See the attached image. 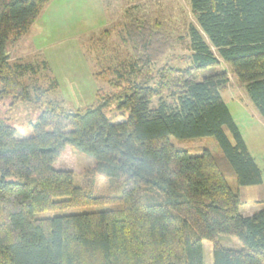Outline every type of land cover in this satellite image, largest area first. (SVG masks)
<instances>
[{"label": "trees", "instance_id": "16d2710c", "mask_svg": "<svg viewBox=\"0 0 264 264\" xmlns=\"http://www.w3.org/2000/svg\"><path fill=\"white\" fill-rule=\"evenodd\" d=\"M47 2L0 0V101L10 96L12 105L42 108L29 136H15L0 117V264H203V240L212 243L213 264H264V200L241 214L240 194L221 164L225 158L238 186L261 183L222 98L229 81L218 68L221 58L264 120V0H189L197 26L178 39L140 4L127 6L118 28L88 40L95 74L113 91L99 89L96 104L79 111L48 97L58 86L54 77L47 86L33 83L38 63L9 53ZM175 44L190 63L154 70ZM112 102L127 110L122 120L106 116ZM169 135H211L222 155L205 147L193 154ZM68 145L95 160L80 180L54 166ZM97 176L107 179L102 191ZM91 204L110 208L36 216ZM222 236L240 246H224Z\"/></svg>", "mask_w": 264, "mask_h": 264}, {"label": "rangeland", "instance_id": "374dc122", "mask_svg": "<svg viewBox=\"0 0 264 264\" xmlns=\"http://www.w3.org/2000/svg\"><path fill=\"white\" fill-rule=\"evenodd\" d=\"M133 4H140L142 6L140 11L150 18H159L162 21V31L172 38L178 39L179 35H184V31L192 24L197 26L189 0H48L16 44L8 46L11 58L20 57L23 61L39 64V69L33 75L34 84L47 86L50 78L54 77L58 86L48 93V97L62 100L66 109L79 111L93 106L97 102L99 89L107 92L113 89L108 86L106 77L95 74L99 62L95 59L94 52L88 48V40L105 28L116 24L115 28H118L125 20L124 9ZM115 41L117 36L113 33L108 40L109 47L110 43ZM185 53L187 50L181 44H175L155 62L154 70L165 63L178 67L189 64L188 60L180 58ZM218 68L225 70L229 81L227 88L221 93L222 98L261 173V183L238 186L233 169L225 158L221 160L229 186L240 194V211L249 212L247 210L257 204L261 206L259 201L264 200V120L248 97L243 84L221 58ZM28 77L24 78V82L30 86L32 81ZM10 102V96L0 101V117L7 118L15 128V136H29L32 132L31 124L37 120L42 108L32 102H19L14 105ZM150 104L156 106V98H153ZM104 112L106 116L116 121L122 120L123 115L127 114V110L117 108L114 102L110 103ZM169 139L175 145L188 148L193 154L200 153L201 148L205 147L212 154L222 155L217 141L211 135L191 139L169 135ZM94 163L93 157L68 145L54 166L72 170L80 180L83 173ZM8 179L12 180L15 177ZM94 184L97 191H102L107 185V179L97 176ZM108 208H110L108 204H91L37 212L36 216L48 217ZM221 243L224 246H240L234 236H222ZM202 245L203 264H213L211 241L203 240Z\"/></svg>", "mask_w": 264, "mask_h": 264}, {"label": "crops", "instance_id": "0c3cea01", "mask_svg": "<svg viewBox=\"0 0 264 264\" xmlns=\"http://www.w3.org/2000/svg\"><path fill=\"white\" fill-rule=\"evenodd\" d=\"M260 205L259 204H257L255 207H257V208H251V209H249V210H247V211H249V212H242V211H240V209H239V211H240V213L241 214H243V215H250L251 213H253L256 209H258V207H259Z\"/></svg>", "mask_w": 264, "mask_h": 264}]
</instances>
